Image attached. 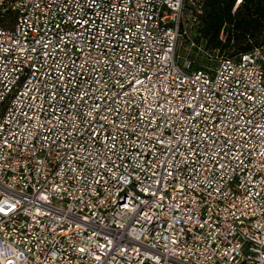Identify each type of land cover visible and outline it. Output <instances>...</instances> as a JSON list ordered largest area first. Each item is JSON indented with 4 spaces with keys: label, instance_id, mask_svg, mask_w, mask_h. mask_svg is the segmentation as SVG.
I'll list each match as a JSON object with an SVG mask.
<instances>
[{
    "label": "built area",
    "instance_id": "built-area-1",
    "mask_svg": "<svg viewBox=\"0 0 264 264\" xmlns=\"http://www.w3.org/2000/svg\"><path fill=\"white\" fill-rule=\"evenodd\" d=\"M202 3L0 0V264H264V48Z\"/></svg>",
    "mask_w": 264,
    "mask_h": 264
},
{
    "label": "trees",
    "instance_id": "trees-1",
    "mask_svg": "<svg viewBox=\"0 0 264 264\" xmlns=\"http://www.w3.org/2000/svg\"><path fill=\"white\" fill-rule=\"evenodd\" d=\"M236 2L203 0L195 22L198 41L206 40L207 49L226 57L264 48V0H242L238 6Z\"/></svg>",
    "mask_w": 264,
    "mask_h": 264
},
{
    "label": "rangeland",
    "instance_id": "rangeland-1",
    "mask_svg": "<svg viewBox=\"0 0 264 264\" xmlns=\"http://www.w3.org/2000/svg\"><path fill=\"white\" fill-rule=\"evenodd\" d=\"M191 27L189 29V35L191 37H195V27H197V24L195 26V20L194 17L191 18V23H190ZM222 37H224V35H222ZM187 43V42H186ZM184 43L181 46V53L184 54V47L185 44ZM191 55H193V57L197 58L198 61H200L201 63H205V64H210V65H215L217 63V60L219 57H221V53L218 50H209L206 47V40L204 41L203 39L199 40L198 46L194 47L190 50Z\"/></svg>",
    "mask_w": 264,
    "mask_h": 264
}]
</instances>
